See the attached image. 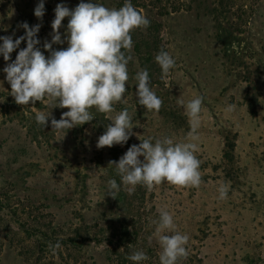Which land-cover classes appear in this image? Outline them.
I'll return each instance as SVG.
<instances>
[{
    "label": "rangeland",
    "instance_id": "rangeland-1",
    "mask_svg": "<svg viewBox=\"0 0 264 264\" xmlns=\"http://www.w3.org/2000/svg\"><path fill=\"white\" fill-rule=\"evenodd\" d=\"M38 2L0 0V36L15 39L24 34L23 22L40 24L38 47L45 51L56 5L71 9L80 0H45L42 19L34 15ZM98 2L118 9L125 0ZM130 2L150 24L131 33L126 102L108 115L127 108L135 134L184 141L189 125L177 101L202 97L195 154L201 184L162 183L151 191L137 185L131 193L121 185L116 198L108 195L110 179L120 184L109 162L138 145L137 135L123 146L97 149L111 121L95 109L92 121L67 133L52 131L51 117L45 128L37 125L35 112L59 119L68 109H51L47 99L16 104L2 71L11 60L0 56V264H133L127 259L133 250L147 254L142 264H159L150 224L159 209L188 236L187 258L178 264H264V0ZM161 49L176 61L166 76L154 60ZM145 69L162 101L159 111L137 103L134 77ZM220 184L228 188L223 200Z\"/></svg>",
    "mask_w": 264,
    "mask_h": 264
},
{
    "label": "clouds",
    "instance_id": "clouds-1",
    "mask_svg": "<svg viewBox=\"0 0 264 264\" xmlns=\"http://www.w3.org/2000/svg\"><path fill=\"white\" fill-rule=\"evenodd\" d=\"M45 13V0H39L34 8V15L42 19ZM68 18L65 32H60L62 22ZM150 21L133 7L130 0H125L122 7L107 8L98 0H80L74 8L63 3L56 5L54 19L51 22V39L45 40L43 49L38 45V32L41 25L29 26L23 22L20 27L24 34L13 39L12 35L0 36V56L10 61L2 69L4 79L10 84L9 95L18 105H35L36 102L51 101V109L67 108L59 119L52 117V112H35V122L44 128L51 117V129L55 132L82 126L94 119L90 111L104 114L111 123L96 142L97 149L105 146H123L133 132L134 124L127 108L115 116H109L122 99L129 79L127 65L132 59L131 33L138 28H146ZM22 42L26 47L21 48ZM67 44L66 48L54 49L53 45ZM19 49L14 60L11 54ZM162 76H166L175 67V59L169 52L161 49L154 57ZM137 103L146 111H159L162 101L149 86L148 71H137ZM202 97H195L188 102L178 100L187 117L189 131L184 141H174L165 136L142 138L133 144L117 161L115 173L120 177L110 179L107 184L108 195L116 198L121 185L127 186L131 193L137 185L151 191L155 186L167 183L172 186L199 188L201 184L200 160L197 135L200 126ZM229 110H232L229 108ZM141 157L143 159H141ZM218 199L227 197L228 188L220 184L217 188ZM154 225L155 236L160 248L159 264H178L186 259L188 236L176 231L173 216L164 209L158 210V218L150 221ZM170 233V234H169ZM152 236L149 237L151 243ZM51 247V246H50ZM55 247H59L57 244ZM55 252V248H51ZM133 264H142L148 260L143 250H133L127 257Z\"/></svg>",
    "mask_w": 264,
    "mask_h": 264
}]
</instances>
